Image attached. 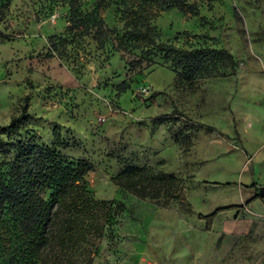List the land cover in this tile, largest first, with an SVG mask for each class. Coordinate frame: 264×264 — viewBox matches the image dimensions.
<instances>
[{"label":"rangeland","instance_id":"obj_1","mask_svg":"<svg viewBox=\"0 0 264 264\" xmlns=\"http://www.w3.org/2000/svg\"><path fill=\"white\" fill-rule=\"evenodd\" d=\"M81 1L86 14L98 0ZM190 1L199 15L158 11L159 41L226 48L235 74L192 83L159 52L98 48L91 36L69 33L62 0H11L0 12V126L26 96L31 114L18 135L0 132V140H59L60 157L93 165L86 178L96 198L124 202L93 264H264V0ZM103 16L122 30L115 5ZM54 35L68 38L62 56H48ZM124 80L130 88L119 93ZM14 158L0 154V172ZM132 165L175 173L189 202L121 188L113 179Z\"/></svg>","mask_w":264,"mask_h":264},{"label":"trees","instance_id":"obj_2","mask_svg":"<svg viewBox=\"0 0 264 264\" xmlns=\"http://www.w3.org/2000/svg\"><path fill=\"white\" fill-rule=\"evenodd\" d=\"M62 1L70 10L69 33L73 37L77 33L91 36L98 48L111 44L119 51L142 48L147 53L159 52L171 60L180 77L192 83L207 76L236 73L234 55L226 48L186 49L159 41V33L152 24L158 11L177 7L199 15L196 2L98 0L94 9L85 14L81 0ZM10 4L11 0H0V12L4 13ZM112 5L120 14L122 30L109 27L103 16V11ZM0 37L6 38L1 32ZM67 42L68 38L54 35L48 56L55 53L62 56ZM129 88L130 84L124 80L119 85V93ZM29 104L30 97H24L21 112L8 124L1 125L0 132L18 135L31 117ZM54 134L58 138L56 128ZM58 145L59 140L53 146L0 140V154H15L9 170L0 172V261L4 264H93L99 242L125 206L120 200L96 198L86 178L93 165L85 159L60 157ZM113 180L142 198L164 204L189 202L183 181L175 173H155L146 166L132 165ZM45 190L50 191L49 198L43 195ZM221 210L205 218L212 222Z\"/></svg>","mask_w":264,"mask_h":264},{"label":"water","instance_id":"obj_3","mask_svg":"<svg viewBox=\"0 0 264 264\" xmlns=\"http://www.w3.org/2000/svg\"><path fill=\"white\" fill-rule=\"evenodd\" d=\"M257 189H258V195L261 197V198H264V185H259L258 187H257Z\"/></svg>","mask_w":264,"mask_h":264},{"label":"crops","instance_id":"obj_4","mask_svg":"<svg viewBox=\"0 0 264 264\" xmlns=\"http://www.w3.org/2000/svg\"><path fill=\"white\" fill-rule=\"evenodd\" d=\"M262 160H263L262 167H263V170H264V157H262Z\"/></svg>","mask_w":264,"mask_h":264}]
</instances>
